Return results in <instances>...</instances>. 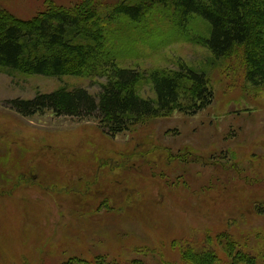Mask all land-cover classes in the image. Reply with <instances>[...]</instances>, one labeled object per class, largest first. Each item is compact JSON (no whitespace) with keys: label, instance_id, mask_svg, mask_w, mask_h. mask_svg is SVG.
<instances>
[{"label":"rangeland","instance_id":"374dc122","mask_svg":"<svg viewBox=\"0 0 264 264\" xmlns=\"http://www.w3.org/2000/svg\"><path fill=\"white\" fill-rule=\"evenodd\" d=\"M79 1L0 0V22L25 23ZM192 35L170 43L147 36L125 46L118 64L203 71L211 105L145 119L114 137L92 118H24L9 103L60 88L96 96L103 78L0 72V264H187L198 242L221 264L250 250L264 256V87L214 62ZM137 92L154 97L145 83Z\"/></svg>","mask_w":264,"mask_h":264},{"label":"trees","instance_id":"16d2710c","mask_svg":"<svg viewBox=\"0 0 264 264\" xmlns=\"http://www.w3.org/2000/svg\"><path fill=\"white\" fill-rule=\"evenodd\" d=\"M198 22L203 28L191 29ZM156 33L167 35V43L193 34L214 62L226 61L248 85L264 87V0H80L70 8L51 6L25 23L0 22V72L103 78L99 93L60 88L30 100L10 101L11 110L24 118L46 112L92 118L110 137L145 119L174 112L198 114L211 105L214 95L203 71L183 64L176 70L145 73L119 66L128 53L125 46L143 44ZM142 83L150 86L153 98L139 96ZM195 244L198 251L194 246L187 250V264H221L211 249ZM253 251L235 255L232 264H256L262 255ZM69 264L117 263L96 258L93 263Z\"/></svg>","mask_w":264,"mask_h":264}]
</instances>
